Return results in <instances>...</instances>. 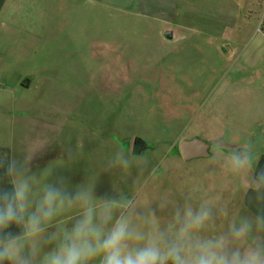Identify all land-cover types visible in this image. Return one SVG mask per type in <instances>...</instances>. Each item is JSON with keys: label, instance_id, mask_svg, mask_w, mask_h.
<instances>
[{"label": "rangeland", "instance_id": "obj_1", "mask_svg": "<svg viewBox=\"0 0 264 264\" xmlns=\"http://www.w3.org/2000/svg\"><path fill=\"white\" fill-rule=\"evenodd\" d=\"M260 1L252 3L251 11L248 5L243 9V32L256 24L264 29ZM74 2L51 6L49 21L48 15L39 21L33 11L29 36L12 37L10 30L0 36V144L16 146L12 150L20 159L30 144L42 147L33 164L49 159L47 167H55L50 180L62 176L70 190L89 178L96 181L97 196L127 195L136 181L144 185L139 200L147 205L164 196L183 203L184 195L198 188V198L210 199L227 213L219 216L218 230L235 212L255 215L250 190L243 199L239 182L212 162L219 135L208 124L180 126L171 120L179 111L171 109L170 92L189 84L176 83L168 51L160 52L154 38L141 37V31L156 26L136 16L132 1ZM192 84L196 96L208 87ZM187 128L195 131H179ZM195 136L208 143L209 156L184 162L179 143ZM134 138L144 142V151L132 152ZM224 142L225 152L233 148L231 129ZM118 149L141 163L105 172V162Z\"/></svg>", "mask_w": 264, "mask_h": 264}, {"label": "clouds", "instance_id": "obj_2", "mask_svg": "<svg viewBox=\"0 0 264 264\" xmlns=\"http://www.w3.org/2000/svg\"><path fill=\"white\" fill-rule=\"evenodd\" d=\"M214 141L212 162L239 182L243 199L251 190L264 202V170L255 173L259 155L250 143L228 149ZM42 149L30 144L17 159L0 153V168L10 188H0V264H264V210L255 215H226L199 189L183 203L164 196L151 204L139 200L144 185L132 192L97 196L89 178L70 190L64 177L50 180L55 167L31 168ZM73 154L68 150V159ZM141 161L118 149L104 171L130 169ZM16 226L19 231H11Z\"/></svg>", "mask_w": 264, "mask_h": 264}, {"label": "crops", "instance_id": "obj_3", "mask_svg": "<svg viewBox=\"0 0 264 264\" xmlns=\"http://www.w3.org/2000/svg\"><path fill=\"white\" fill-rule=\"evenodd\" d=\"M126 1L134 2L137 17L156 26L141 31V37L154 38L160 52L170 53L168 65L176 83L202 84L200 88L208 86L200 89L197 96L189 85L182 84L177 92L172 90L170 94L175 105L171 109L178 110L179 114H173L171 120L179 122L180 126L208 124L209 130L224 140L226 131L231 129L233 148L242 145L241 141H248L259 155L255 173L264 170V29H259L257 24L245 28V32L241 28L243 9L248 5L251 11L256 0ZM68 2L89 5L97 4L98 0H0V36H5L4 30H10L12 37L29 36L35 21L33 11L39 14V21L44 22L47 15L49 21L50 7L70 5ZM260 4L264 21V0ZM240 37L245 40L238 39ZM198 108L200 113L191 121ZM12 149L17 148L12 144H0V153L20 159ZM47 165L49 159H42V163L34 165L32 162L31 168L33 172H40ZM10 187L4 169L0 168V188ZM249 207L255 214L264 210V202L258 203L251 190ZM10 230L19 231L16 226Z\"/></svg>", "mask_w": 264, "mask_h": 264}, {"label": "water", "instance_id": "obj_4", "mask_svg": "<svg viewBox=\"0 0 264 264\" xmlns=\"http://www.w3.org/2000/svg\"><path fill=\"white\" fill-rule=\"evenodd\" d=\"M169 34V32H166ZM135 146V150L134 147ZM179 149L182 160L190 162L195 159H203L209 156V145L200 138L183 139L179 143ZM131 150L134 154L140 153L145 150L144 142L139 138H134L132 141Z\"/></svg>", "mask_w": 264, "mask_h": 264}, {"label": "flooded vegetation", "instance_id": "obj_5", "mask_svg": "<svg viewBox=\"0 0 264 264\" xmlns=\"http://www.w3.org/2000/svg\"><path fill=\"white\" fill-rule=\"evenodd\" d=\"M133 148H134V150H135V146H134Z\"/></svg>", "mask_w": 264, "mask_h": 264}]
</instances>
